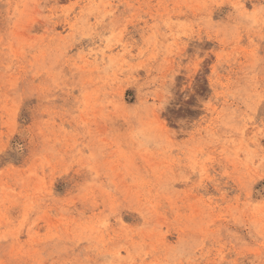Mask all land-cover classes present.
Returning a JSON list of instances; mask_svg holds the SVG:
<instances>
[{"label": "rangeland", "instance_id": "obj_1", "mask_svg": "<svg viewBox=\"0 0 264 264\" xmlns=\"http://www.w3.org/2000/svg\"><path fill=\"white\" fill-rule=\"evenodd\" d=\"M0 264H264V0H0Z\"/></svg>", "mask_w": 264, "mask_h": 264}]
</instances>
